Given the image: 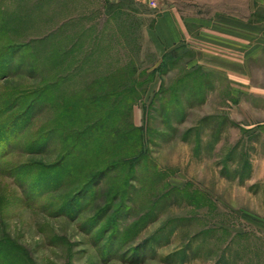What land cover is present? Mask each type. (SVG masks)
<instances>
[{
    "label": "rangeland",
    "instance_id": "obj_1",
    "mask_svg": "<svg viewBox=\"0 0 264 264\" xmlns=\"http://www.w3.org/2000/svg\"><path fill=\"white\" fill-rule=\"evenodd\" d=\"M202 1L0 0V264H264V99L204 63L264 0Z\"/></svg>",
    "mask_w": 264,
    "mask_h": 264
},
{
    "label": "crops",
    "instance_id": "obj_2",
    "mask_svg": "<svg viewBox=\"0 0 264 264\" xmlns=\"http://www.w3.org/2000/svg\"><path fill=\"white\" fill-rule=\"evenodd\" d=\"M192 1L188 9H186V12L180 7V4H177L178 10L176 9L175 13L164 11L158 16L155 30L156 38L161 45L164 44L167 47L174 46L183 38V29L180 22L184 15L189 19L204 16L207 18L209 17L205 13V10H210L208 7H213L211 2L206 3L202 0ZM234 18V20L240 21L238 17ZM253 32L256 33V38L249 44L241 47H238L239 45L235 46V52H231L230 56L216 57L208 55L210 58L206 57L204 63L208 64L211 69L222 70L233 82V91L235 93L251 92L252 96L257 97V99H264V68L260 66L264 64V29L256 27ZM245 50L246 52H244ZM250 66H255V68H250ZM244 81H247L248 86H246L247 88L244 90H241V88L238 87V82ZM248 81H252V83L249 84Z\"/></svg>",
    "mask_w": 264,
    "mask_h": 264
}]
</instances>
